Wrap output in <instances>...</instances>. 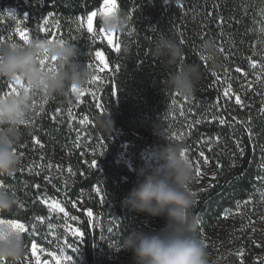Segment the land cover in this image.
<instances>
[{
    "label": "trees",
    "instance_id": "16d2710c",
    "mask_svg": "<svg viewBox=\"0 0 264 264\" xmlns=\"http://www.w3.org/2000/svg\"><path fill=\"white\" fill-rule=\"evenodd\" d=\"M102 4L103 0H0V12L16 11L31 38L71 41L83 65L95 63V50L104 51L111 69L101 75L97 100L87 94L74 109L78 118L88 117L85 133L95 152L93 157L84 153L85 160H82L68 123L57 114L59 109L64 115L70 106L64 97L43 100L42 112L30 124L21 126L16 145L21 165L13 175L0 176V183L18 202L5 216L28 226L29 231L24 236L29 245L36 240L44 246L41 239L34 237L31 227L37 217L46 220L49 215L42 198L60 200L67 212L77 216L78 228L85 234L80 246L87 264H93L90 253L98 240V231L91 228L85 214L88 209L98 212L112 205L119 216L116 229L124 237L143 230L137 214L122 206L123 198L142 179L137 176L139 169L135 167L131 171L116 162L117 145L110 136L102 135L96 124L97 117L109 115L114 130L127 141L161 140L154 135V129L159 127L161 133H175L180 145L190 153L202 149L209 157L216 178L191 209V215L200 221L198 238L202 242L205 237L235 238L239 233L234 232L240 224L250 219V206L256 203L260 186L258 172L264 144V113L260 109L264 76L260 82L248 83L242 73L250 74L252 62L264 66V32L260 31L264 28V0H117L119 9L130 16V26L116 37L118 42L123 40L131 47V55L114 52L105 41L98 36L93 39L85 27H81L80 18L85 19L86 14L97 11ZM25 17L28 20H23ZM44 19L53 21L46 32L40 31ZM160 34L168 35L181 46L185 63L200 67L201 76L190 98L166 90L165 81L176 67L168 66L165 57L152 55ZM205 44L215 47L219 69L213 70L210 62L202 59L200 52ZM237 68L241 71L237 72ZM229 86L235 96L242 98L243 106L237 105L234 97L224 95ZM220 118L228 123L221 125ZM196 120L201 123L196 124ZM246 128L251 129V139ZM34 138L44 147L34 143ZM237 141L244 149L243 155ZM39 155L43 156L42 161L37 160ZM50 159L59 160L72 169L68 186L63 187V181L45 173L48 165L53 164ZM92 161L96 162L97 169L90 167ZM96 188L101 189L104 206L94 193ZM250 197L251 204L236 209L237 201L242 203ZM226 210L237 212L234 220L223 218ZM261 241L259 238L258 242ZM253 250L251 243L241 257L243 264H253ZM207 252L209 254V250Z\"/></svg>",
    "mask_w": 264,
    "mask_h": 264
},
{
    "label": "clouds",
    "instance_id": "9594fccd",
    "mask_svg": "<svg viewBox=\"0 0 264 264\" xmlns=\"http://www.w3.org/2000/svg\"><path fill=\"white\" fill-rule=\"evenodd\" d=\"M99 25L108 33L120 35L130 26V16L118 9L109 16H99ZM121 51L131 55L132 50L123 40ZM78 49L67 40L31 38L27 43L9 40L0 42V81L9 84L23 82V87L0 94V176L13 175L21 165L16 145L20 140V128L26 125L43 104H33V97L41 100L64 97L73 103L79 99V91L87 90L95 73L78 61ZM152 55L165 57L168 66H175L165 81L166 90L192 97L201 72L198 64L184 62L181 46L168 35L160 34L154 42ZM211 68L221 67L217 51L211 44L201 48ZM101 134L112 135L114 122L107 117H97ZM154 135L163 143L153 152V164L137 171L138 184L123 198L122 206L130 212L152 219L162 218L164 226L156 231H135L125 236L114 250L131 254V264H209V254L198 238L200 221L191 215L196 203V193L191 185L194 180L192 161L183 155L185 148L168 143L159 127ZM18 204L7 188L0 187V219H9ZM29 254V244L24 234L8 223L0 224V264H21Z\"/></svg>",
    "mask_w": 264,
    "mask_h": 264
},
{
    "label": "rangeland",
    "instance_id": "374dc122",
    "mask_svg": "<svg viewBox=\"0 0 264 264\" xmlns=\"http://www.w3.org/2000/svg\"><path fill=\"white\" fill-rule=\"evenodd\" d=\"M98 11V10H97ZM8 13H14L17 17V19H20L16 11L10 9L6 10L4 12H0V35L5 36V38L8 36L9 32L12 33V41L21 42L19 37L15 34V21L11 20L8 15ZM98 19V17H97ZM48 20V19H47ZM53 23L52 20H48V24L43 23V28H48ZM23 22L21 23V27H23ZM264 25V21H263ZM85 29L86 27V18H85ZM116 35V34H115ZM101 40H103L100 36H98ZM52 39V38H51ZM56 40V39H53ZM9 40L5 39V42ZM105 41V40H103ZM106 42V41H105ZM107 43V42H106ZM263 65H257L255 69L251 67L250 74H244L242 73V77L245 78L246 82L252 83V82H260L263 80L264 76V67ZM96 62L93 64L92 70L95 73V76H99L101 78V75L103 73H99L95 70ZM106 72V71H105ZM257 76L260 77V79H257ZM101 80V79H100ZM9 83L0 81V90L2 92L0 94H4L11 91V88L8 87ZM15 87H19L18 85L12 84ZM88 94L92 97L93 100H97L98 98V90H99V82L96 83H89L88 87ZM91 93H94V95H91ZM87 95V94H86ZM84 95V96H86ZM79 97V99H75L73 94V103L69 104L68 110L65 112L64 115L59 114V117H63L64 120L68 123L67 127L69 129V132L72 136H74L75 143L77 141V144L79 145V155H81L82 160H85L84 153H89L92 157L95 155V152L92 148H90V141L86 138V124L81 125L78 123L80 118H78L75 113L74 109L75 107H78V105L81 104V101L83 97ZM228 98L234 97L235 94L233 90L229 93ZM43 101L41 100L40 96H34L33 97V104L36 106H39ZM262 107H264V97L261 98ZM42 111H37L33 118L37 115H39ZM71 113V115L69 114ZM75 117V118H73ZM32 118V119H33ZM31 119V120H32ZM31 120L26 124H30ZM164 135L166 141L168 143L172 144H179V141L175 135V133H167L162 132ZM113 139V144L117 145V155H116V162L118 164L126 165L131 171L135 169V167H138V169L144 167L145 165H152L153 164V152L157 148L158 145L162 144V140H156L152 143L144 142V140H138V142H130L127 141L122 134H118L117 131H113L111 137ZM262 153H263V159H261V162L259 164V172H258V181L260 182V186L258 185L257 189L264 188V179H260V177H264V169L260 167L262 163H264V144L262 145ZM202 149L196 151V152H187L186 155L193 163L194 168V180L192 182L191 188L196 193L195 200L197 201L199 198V195L202 193L207 192L211 186L213 185L214 179H212L213 175L215 176V171L213 169V166L210 164L205 165L203 163V157L200 156V152ZM194 153V154H193ZM43 156L39 155L37 158L38 161H42ZM52 161L53 164H50L52 167L47 168L45 172L46 174H53L55 175L56 179H60L63 181V187L68 186L70 181V172L68 171L69 167L64 166L63 162L57 160H49ZM199 162L200 169H201V176H196V164ZM39 166H41V163H39ZM90 167L96 168L97 166H93V161L90 164ZM43 171L42 169H40ZM94 189V193L98 196L101 205L104 206L105 199H101L103 195L101 193L97 194V192ZM257 201L255 204H251L250 209L251 212L249 214L250 219L246 220L245 223L240 224V228H238L234 234L235 238H231L228 240H220L212 237H205L203 240V244L209 250V264H239L241 263V255L239 253L244 252L246 248H249L250 244H253L254 250L252 251L253 255V264H264V237L259 236L262 234L264 236V203L259 202V194L257 192ZM42 199H49L52 198H42ZM41 199V202H42ZM43 204V203H42ZM46 208L47 206L43 204ZM77 211H79L78 207H74ZM260 209V210H259ZM48 210V208H47ZM88 209L87 211H89ZM86 211V212H87ZM91 211V210H90ZM49 212V210H48ZM85 212V214H86ZM93 212V211H92ZM69 213V212H68ZM69 215H73L69 213ZM237 215L236 211L230 212V214L225 218V215L223 214V218L226 219V221H232L235 219V216ZM87 216V215H86ZM51 217V219H49ZM88 217V216H87ZM137 218L140 221L143 230L145 232H151L159 230L164 226V220L162 218H156L152 219L150 217H147L143 214H137ZM136 218V219H137ZM241 218V217H240ZM64 216L62 213H51L49 212V215L46 220H44V223L41 224L37 220L35 222V230L33 231L31 227V232L34 235V237L41 239V241L44 243L42 245H39L40 247H43L47 250L56 252L59 254L60 250L63 249L65 255L72 256V262L65 261L64 264H87V258L85 255V252L82 249L83 242H81V239L75 236H72L70 232H66L64 228ZM119 216L114 209L112 205L108 206V208H105L103 211L93 212V217L89 218L88 220H91V223L89 225L92 229H96L98 231V240L94 244V247L91 250L90 257L92 259L93 264H131V254L128 252L120 251L119 253L115 252L114 250L118 247L119 242H122L124 236L116 229L115 224L118 222ZM116 221V223H114ZM51 223L54 227L49 228L48 224ZM70 224H72L73 227H78V219L76 221H69ZM112 228V232H109L108 229ZM258 234V235H257ZM261 239V243L258 242V239ZM67 244H71L72 248H78L77 252H73L72 248L67 247ZM30 246L29 245V254L27 257L29 259H24L25 264H30L31 260V253H30ZM43 256V254H41ZM46 259H50L49 257H44ZM34 264V262H33ZM52 264H55L54 261H52Z\"/></svg>",
    "mask_w": 264,
    "mask_h": 264
},
{
    "label": "snow or ice",
    "instance_id": "6c2138e0",
    "mask_svg": "<svg viewBox=\"0 0 264 264\" xmlns=\"http://www.w3.org/2000/svg\"><path fill=\"white\" fill-rule=\"evenodd\" d=\"M119 9L118 4H117V0H103V4L101 6H99L98 11H92L88 14H86V27H87V32L89 34L92 35L93 39H95L97 36H100L103 40H105L107 42V46H109L114 52L119 53L121 51V46L120 43L118 42V38L116 37V35L114 33H108L106 32L102 27H100L99 25V21L97 19V17L103 15V16H109L114 14L117 10ZM8 17L15 21V34L19 37L20 41L27 43L31 37H30V33L28 28L26 27H21V23L22 21L20 19H17L16 15L14 13H8L7 12ZM23 20H28L27 17H25ZM0 23H2V21H0ZM43 23L46 25L48 24V20L44 19ZM85 24V19L82 17L80 18V25L81 27H83ZM59 25L57 24V27ZM40 31H47V29L41 27ZM261 32H264V28L260 29ZM5 39L7 40H11L12 39V33L9 32L8 36L5 38V36L0 35V42H5ZM53 40V39H51ZM183 43V41H182ZM221 51H223V49H220ZM94 59L96 62V67L95 70L99 73H104L105 71H110V62L107 59L105 52L101 51V50H95L94 52ZM202 59L206 60V57H202ZM88 67L90 69L93 68V64L89 63ZM251 67L253 69H255L257 67V63L256 62H252L251 63ZM264 67V66H262ZM237 72H240L241 70L239 68L236 69ZM213 75H216L215 73H213ZM100 77L99 76H94L93 80L90 83H96L100 81ZM257 79L259 80L260 77L257 76ZM19 87H23V82L22 81H17V84ZM9 88H11V91H15L17 87L13 86L12 84L8 85ZM232 91L231 86H229L227 89L224 90V95L228 96L229 93ZM72 92L75 94L77 92V90L75 88L72 89ZM88 94V90H81L79 91V97H82L84 95ZM91 95H94V93H91ZM83 101H81L82 103ZM174 105L176 104V101L173 100L172 102ZM235 103L237 105L243 106V100L239 95L235 96ZM57 114L59 113V109L56 110ZM260 111L262 113H264V107H262L260 109ZM71 115V113H69ZM75 118V117H73ZM53 119H55V116H53ZM213 119H216V117H213ZM233 120H235L236 118L233 117ZM88 121V117L84 116L83 119H80L78 121V123H80L81 125L85 124ZM196 124L201 123L200 120H196L195 121ZM219 123L221 125H224L226 123H228L225 119L220 118L219 119ZM237 123H240L239 121H237ZM245 131L248 132L249 134V139H251L252 133H251V129L250 128H246ZM34 143H36L37 145H39V147L43 148L44 145L40 142L39 139L34 138ZM79 146V145H77ZM237 148L239 149L241 155H243L244 153V149L240 147V142L237 141ZM188 152L187 149H185L183 155H186V153ZM187 156V155H186ZM200 156L203 157V163L205 165L209 164V157H207L205 155L204 152H200ZM188 157V156H187ZM96 162L93 161V166H95ZM49 168H51L52 166L49 164L48 165ZM217 167H220L219 164H217ZM260 167L262 169H264V163H262L260 165ZM29 171H31V169H29ZM68 171L71 173L72 169L69 168ZM38 174V173H37ZM201 169H200V164L199 162H197L196 164V176L200 177L201 176ZM216 177L213 175L212 179H215ZM260 179H264V177H260ZM3 183H0V187H3ZM36 187L38 188L39 185H36ZM97 192V194L100 193L101 189L100 188H96L95 190ZM258 194H259V202L260 203H264V188L258 189ZM101 199H103V197H101ZM253 202L252 198L250 197L249 199L244 200L242 203L240 201H237L236 203V209L239 210L242 206L244 205H248L251 204ZM42 203L45 204L49 210V212L51 213H62L64 216V228L66 232H70L72 236L78 237L81 239V242H83V237H84V233L80 230V228L78 227H73L72 224L69 223V221H76L78 218L75 215H69V213L65 210V206L62 204V202L60 200H56V199H42ZM73 207H75L76 205L73 204ZM231 210H226L224 215L225 218L230 214ZM86 215L91 218L93 217V212L92 211H87ZM37 221L41 224L44 223L45 218L44 217H37L36 218ZM49 219H51V217H49ZM3 223H8L10 224L13 229L18 230L20 233L22 234H27L29 231L28 226L23 223L20 222L19 220H15V219H0V224ZM89 223H91V220H89ZM114 223H116V221H114ZM35 225H32V229L33 231L35 230ZM49 228L54 227L51 223L48 224ZM109 232H112V228L110 227L108 229ZM67 247L72 248L71 244H67ZM73 252H77L78 248H72ZM30 253H31V260H30V264H52V261L55 262V264H64L65 261H69L72 262V256H68L65 255L63 249L60 250L59 254H57L56 252L47 250L43 247H40L38 245V242L36 240H32L31 241V246H30ZM43 254V256L41 255ZM239 255H243V252L239 253ZM44 257H49L50 259H46ZM25 259H29V257H25ZM241 264H243V261H241Z\"/></svg>",
    "mask_w": 264,
    "mask_h": 264
}]
</instances>
